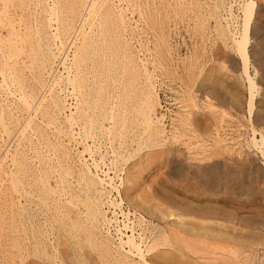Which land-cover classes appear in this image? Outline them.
<instances>
[{
	"label": "bare ground",
	"instance_id": "1",
	"mask_svg": "<svg viewBox=\"0 0 264 264\" xmlns=\"http://www.w3.org/2000/svg\"><path fill=\"white\" fill-rule=\"evenodd\" d=\"M201 5L200 0H0V244L8 264H64V259L78 264L82 250L93 264L174 263L172 250L181 246L188 251L186 264L264 263L261 241L234 236L235 226H228L225 216H216L220 196H204L199 199L206 201L203 204L185 205L183 211L189 216L178 214V223L161 230L152 221L157 206L153 194L140 200L131 192L150 162L142 165L138 158L127 165L134 155L130 146L139 150L148 141V148H157L187 136L191 149L190 140L201 133L192 124L187 105L207 108L219 125L227 114L208 95L204 106L196 104L189 88L181 98L187 103L182 105L185 112L171 118V124L166 123L165 113L157 111L162 106L158 69L170 71L167 58L177 59L167 33L173 26L170 20L184 21L189 10L202 41L207 21L213 20V36L221 43L216 61L226 50L237 62L248 92L250 123L242 140L248 150L237 152L238 156L233 148L221 147L226 139L218 135V126L211 138L220 152L210 151L203 136L195 147L204 151H192L191 157L207 163L195 173L201 179L213 176L220 165L213 159L225 152L226 181L240 171L264 177V132L251 119L258 87L250 48L258 2L213 0L207 15ZM181 62L188 80L197 78L201 65L193 59ZM218 65L227 68L223 61ZM215 71L212 67L206 80L218 85L221 78ZM161 149L148 153L149 159L165 151ZM119 158L127 166L117 167ZM258 163L263 166L255 167ZM243 184L237 189L244 195ZM214 186L206 190L214 193ZM260 187L258 183L255 192L264 198ZM249 202L250 207L246 202L240 205L255 215L264 212L257 202ZM158 209L163 218L175 214ZM92 252L99 258L96 262Z\"/></svg>",
	"mask_w": 264,
	"mask_h": 264
},
{
	"label": "rangeland",
	"instance_id": "2",
	"mask_svg": "<svg viewBox=\"0 0 264 264\" xmlns=\"http://www.w3.org/2000/svg\"><path fill=\"white\" fill-rule=\"evenodd\" d=\"M212 1L213 0H200V2L202 4L201 7L203 6L200 10L203 11V13H205V15H207V10H209L208 5H211ZM204 2H208V3L204 4ZM257 2H258V6H259L258 9H260V12H259V16L257 15V18L255 19L256 29H255V32L253 30L254 35H253V40H252V46L250 49H251V70L255 66V68L257 70V73L255 75V81L257 83L258 88H257V92H256L257 95L255 97V102H254L255 105L253 107V113H252L251 119H252V122H254L253 124L257 128L258 127L260 129L262 128V131L264 132V59H263V61L257 60L258 57H260L261 59L264 58V0H257ZM187 13H188V15L184 21L177 20L175 22V19L170 20V25H173V26H171V28H172L171 32L168 31L167 33H171V35L169 36V41H170L172 46L174 45V48L172 50V52H173L172 54L178 60L175 59V61L174 60L171 61V58H170V60L167 58L166 63H169V64H167L166 67L170 70L168 72L164 71V69H162V68L158 69L160 71V73H159L160 76H157V78H158L157 89H158V92L160 95L162 106L161 107L157 106V111L159 113H163V114L165 113L164 119H166V123H168L170 121L169 124H171V118H176V114L179 112H182V111L185 112V110L182 108V105L184 103L186 105L187 103L185 101L181 102V98H182V95H184V90L186 88H189L192 95H193L192 96L193 101H195L196 104H198V102H199L198 105L203 104V106H204V104H206L204 96L208 95V97H210L214 103L216 102V104L218 106L225 109L227 114L224 116V121H222V123H220V125H219V123H217L213 120L211 112H209V110L207 108L197 110V108L191 107L192 104L187 105L186 108L191 113H193L191 115V116H193L192 117V119H193L192 124L198 125L197 126V128L199 127L198 131H200V133H201V134H199V136H197V138H196L197 140L196 139L190 140L192 143L191 145L194 146L191 149L189 148L190 143H189V139L187 136L182 137V138H176L177 141H176V139H170L168 141L169 144L167 143V146H161V147H157V148L152 147L151 149L148 148V146H146L148 144V141H145V144H142V146H144V147L139 149L140 152H139V150H134V149H136L137 146H135V145L130 146V149H131L130 152L132 153L131 155H133V154L134 155H133V158H131V159H129V161H127V165L128 164L131 165V163L135 162L136 160L139 161L138 158L141 159L142 165H144L143 162H145L147 159L150 162L149 166L148 167L146 166V168H144V170L142 172L143 173L142 178L139 181L135 182V184L132 186L133 189L131 190V192L135 195L137 194L136 197H138L137 199H140V200L146 199V197H148V196L145 197V194H148V195L153 194L152 200L154 203H156L157 206H155V205L153 206L155 208L154 212L156 214L154 216H152V221L154 223H157L159 226L161 225L158 228L161 230H163V228L168 229V227L173 226L174 224L178 223V221H179L178 220V216H179L178 214L182 215L183 217L185 216L184 218H187L189 216L188 213L183 211L184 208L186 207L185 205L203 204L206 201L205 200L200 201L199 199L204 197V196L205 197H209L212 195H215L218 197L220 196V198L218 200L219 202L217 203V205L219 207H221V210H220V212H218V214L216 216L217 217L225 216L226 219H228V220H225V222L229 224L228 226H230V227L235 226L234 227L235 230L232 232V234L234 236L236 235V237H237V236L242 235L241 238H244L247 241L251 240V239L253 240L255 238L256 240H259L263 243L258 247L264 248V246H262V245H264V237H263L264 236V226H262V225H264V212L260 213L262 216L261 217L259 213L257 215H255V213L248 211V210H250L249 209V207H250L249 200L251 201V203H253V201L257 202L260 210L264 209V206H262V205H264V198L260 197L261 193L255 192L256 186L258 183H260V186H261L260 189L261 190L264 189L263 188L264 184L263 185L261 184V183H264V177L257 178L254 173L253 174L252 173H244L243 174L242 171H240L239 175L232 176L233 178L231 177L229 181H226L224 179L225 174H224V170H223V167L225 166L223 161L226 159V155H227V153L225 155V152L221 153V155L218 154V156L214 157L213 160L219 162L220 165L218 166L219 169H216V171L213 172V174H212L213 176H210V177L208 176V178L204 177L203 179H201V177L197 176V174L195 173L196 168L200 167L201 165L203 166V163L204 164L207 163V161H205L206 162L205 163L204 161L201 162L200 160H197V159L191 157L192 151L193 152L204 151V150H201L200 147H195V145H199L198 143L201 142L200 140H202V139L204 140V137H205V141L208 143V147L210 148V151L217 152L219 149L217 146L214 145L213 138H211V137L215 136V130H213V127L218 126V128L220 129L218 131V135L220 137L226 139L225 141L221 142L222 143L221 147L223 148V147L229 146L230 149L233 148V150L235 152L233 154L238 156L239 154L237 152H240V151L244 152L243 150H245V152H246L248 150L246 144H244L245 142L243 143V141H245V139H246L247 131H249V128H250V123H249L248 114H247L248 113L247 112V110H248V106H247L248 92H247V90H245L246 89V85H245L246 83L242 81V78L239 75V66H238L237 62L232 60L231 53H229L228 51L226 52V50L223 51L222 56L217 57L218 61H216V58H215L217 56L216 55L217 54V52H216L217 48L216 47L217 46L220 47L221 43L214 38L215 35H214V32L212 31L213 20L209 19L207 21V27H206L205 31L203 30L201 33V34H204V37H205V40L203 39V41H202V39L200 37V33L197 30H194V28H193V25L195 23H194V17L192 15V12L189 10ZM165 29L166 28H164V30ZM143 42L144 43L146 42L145 39L143 40ZM196 53H198V57H196L197 56ZM181 59H182V61H188L189 59L190 60L193 59V60H196L199 65H201L200 67H198V69L196 71L197 72V78L193 79V81L188 80L186 73L184 71V66H183V62H181ZM215 61L217 62V64L215 63ZM221 61H223L227 65L226 69L222 68V67H220V65H218ZM155 62H157L156 59H155ZM212 67H215L216 74H218L219 77L221 78L220 84H218V85H214L209 80H206V76H207V74H209ZM149 68L152 69L151 64H149ZM169 72H172V74H170ZM159 77H161L162 79ZM233 78H235V79H233ZM160 81H162V82H160ZM191 82H192V84L190 85ZM202 84L204 86H202ZM198 93H199V95H201L200 98H197V96H199ZM202 95H203V97H202ZM245 99H246V102H245ZM218 102H219V104H218ZM188 106L190 107V109ZM233 107H235V108L233 109ZM235 109H237V110L235 111ZM241 117H242V119H241ZM195 119L199 120V124L194 123ZM243 119H245V121ZM213 122L215 124L214 126H213ZM247 124H248V126H247ZM231 127H232L233 131L230 129ZM241 131L242 132L244 131V132L242 133ZM234 132L235 133L239 132V133H237L235 135ZM231 133L233 136H231ZM237 135H239V136H237ZM241 137H242V139H241ZM184 139L186 140L187 144H183ZM172 142H173V144L171 145ZM226 142L228 145L224 144ZM238 144H239V146H238ZM81 146H82L81 143H79L76 147H78V149H80ZM164 147H168V148H164ZM182 148H184V149H182ZM158 149L165 150L166 152L162 151L161 153L157 154L156 158L154 157L152 159H149L148 153L150 155V153H152L153 151H157ZM182 152H184V153H182ZM219 152H220V149H219ZM137 154H139V155H137ZM235 155H233V156L236 157ZM189 157L192 159V161L189 160ZM218 158H219V160H218ZM236 159H237V157H236ZM117 161H118V163L120 162L119 166L117 163V167L120 168V165H122V164H124V165H122L121 167L127 166L123 162L122 158L121 159L119 158V160H117ZM261 161L262 160L260 157V162ZM191 162L193 164H191ZM107 163H108V161H107ZM197 164H199V166H197ZM256 165H254V166L255 167H262L263 166V164L260 165V163H258ZM248 174H250V175L248 176ZM188 177H189V179H187ZM240 177H242V178H240ZM204 179H206V182H204ZM257 179H260V182ZM211 182L213 184H211ZM240 182H242V183H240ZM230 183H233V184H230ZM243 183H245V184H243ZM208 184L212 187L215 185L214 189H217V190H215L214 193H213V191L206 190L207 186H209ZM242 184L244 185L243 187H244V190L246 191V193H244V195L239 194L240 192L237 189V188H240L237 186L242 185ZM126 185H128V184H125V186ZM139 189L141 190L142 193L140 192ZM150 191H152V192H150ZM173 191H175V192H173ZM197 191H199V192H197ZM200 191H203V192H200ZM262 192H264V190ZM209 193H213V194H209ZM195 195H196V197H195ZM226 196H227V198H226ZM246 196H248V197H246ZM223 197L226 199H223ZM154 198H156V199H154ZM260 198H262V199H260ZM231 200H234V202ZM241 200H243V201H241ZM243 202L244 203L246 202L245 203L246 206H249V207L245 208V207L241 206L240 204H242ZM235 203H237V204H235ZM170 205H172V206H170ZM226 206H228V207H226ZM159 207H161L162 210H165L166 208H168L170 210H174L175 214L171 215V216H166L165 218H163L161 215V212H159V209H158ZM239 207H240V209H239ZM236 209H239V210H236ZM240 212H242V213H240ZM168 219H169V221H168ZM219 219H224V218H219ZM231 221H233V222H231ZM165 225H166V227H164ZM257 229H260V230H257ZM222 230H224V229H222ZM248 233H250L252 235L249 236L250 234H248ZM261 236H262V238H261ZM2 245L0 246V252L1 251L3 252V253L2 252L0 253V256H1L0 257L1 258L0 264H8V256L5 253L6 251L3 248L4 246H2ZM60 247L62 248V246H60ZM180 248H182V249L179 250V249L174 248L172 250V247H171L170 250H172V252L174 253V256L176 257L175 262L172 263V261H169V262H164L163 264H168V263L169 264H186V261L188 262V258H189V256H187L188 251L185 250V248L183 246H181ZM82 251L84 253L82 254V259L80 260L81 263L78 262V264L79 263L80 264H93L92 263L93 260H91L89 258V256L85 253L86 251H84V250H82ZM182 251H183V253H182ZM92 254L95 258V262L97 260H99V258L96 256L95 252H92ZM87 258H88V260H87ZM64 262H65L64 264H70V260L64 259ZM76 262H77V260H76Z\"/></svg>",
	"mask_w": 264,
	"mask_h": 264
}]
</instances>
